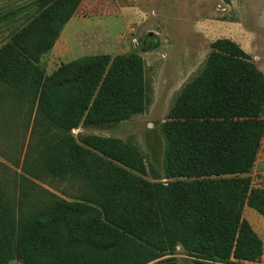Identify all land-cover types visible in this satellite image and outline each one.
Returning a JSON list of instances; mask_svg holds the SVG:
<instances>
[{
  "label": "trees",
  "instance_id": "obj_1",
  "mask_svg": "<svg viewBox=\"0 0 264 264\" xmlns=\"http://www.w3.org/2000/svg\"><path fill=\"white\" fill-rule=\"evenodd\" d=\"M80 2L34 1L0 48V103L43 130L23 171L83 185L78 200L46 190L28 210L32 201L15 204L0 185V264H141L178 245L195 264L258 262L264 243L243 211L264 215V187L250 175L264 138L263 72L236 41L213 42L164 125L168 181H150L135 172L147 171L135 147L72 134L82 122L111 125L145 110L143 58L81 57L50 75L39 65Z\"/></svg>",
  "mask_w": 264,
  "mask_h": 264
},
{
  "label": "rangeland",
  "instance_id": "obj_2",
  "mask_svg": "<svg viewBox=\"0 0 264 264\" xmlns=\"http://www.w3.org/2000/svg\"><path fill=\"white\" fill-rule=\"evenodd\" d=\"M34 1L0 0V48L11 31L22 26L17 24L32 14L28 5ZM219 38L239 43L264 74V0H81L39 65L50 75L81 57L140 55L149 95L145 110L111 125L82 122L72 134L80 143L89 135L119 138L141 152L147 171H135L138 175L153 182L168 181L164 125L184 87L203 70L212 43ZM154 40L156 47L149 48ZM23 112L5 110L0 103V185L5 196L15 204L32 201L24 206L26 210L35 209L36 195H46V190L78 200L83 189L80 180L36 179L23 171L25 160L38 159L37 143L43 132L42 127L34 128L35 116L25 119ZM250 175L255 187H264V138ZM243 216L264 243V215L245 206ZM169 258L174 264H195L196 260L178 245L174 254L155 255L141 264H168ZM10 264L23 263L13 260ZM252 264H264V253Z\"/></svg>",
  "mask_w": 264,
  "mask_h": 264
},
{
  "label": "crops",
  "instance_id": "obj_3",
  "mask_svg": "<svg viewBox=\"0 0 264 264\" xmlns=\"http://www.w3.org/2000/svg\"><path fill=\"white\" fill-rule=\"evenodd\" d=\"M57 41H58V40H57ZM55 44H56V43H55ZM54 46H55V45H54ZM53 48H54V47H53ZM53 48H52V49H53Z\"/></svg>",
  "mask_w": 264,
  "mask_h": 264
},
{
  "label": "water",
  "instance_id": "obj_4",
  "mask_svg": "<svg viewBox=\"0 0 264 264\" xmlns=\"http://www.w3.org/2000/svg\"><path fill=\"white\" fill-rule=\"evenodd\" d=\"M149 35H152V33H150Z\"/></svg>",
  "mask_w": 264,
  "mask_h": 264
}]
</instances>
